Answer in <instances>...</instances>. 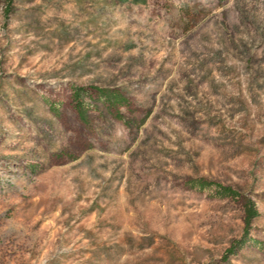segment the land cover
<instances>
[{
  "label": "rangeland",
  "instance_id": "rangeland-1",
  "mask_svg": "<svg viewBox=\"0 0 264 264\" xmlns=\"http://www.w3.org/2000/svg\"><path fill=\"white\" fill-rule=\"evenodd\" d=\"M0 264H264V0H0Z\"/></svg>",
  "mask_w": 264,
  "mask_h": 264
},
{
  "label": "trees",
  "instance_id": "trees-1",
  "mask_svg": "<svg viewBox=\"0 0 264 264\" xmlns=\"http://www.w3.org/2000/svg\"><path fill=\"white\" fill-rule=\"evenodd\" d=\"M84 91H85V88L75 89L74 90V99L76 101L79 100L80 95ZM98 92H100L106 98L109 106H113L114 104H118V103H123V101H124V100H122V98L120 97L119 94L114 93L113 91L98 90ZM76 103H77L78 109H80L78 101ZM188 185L190 186V188L198 189L200 191H204L206 189H211L214 191V197H217V198L218 197L224 198V197H228V196H232V197L240 196V194H238V192H236L232 187H230L228 185H223V184L214 182L212 180H209V179L203 178V177L189 179ZM256 214L257 213L253 209V207L248 205L246 208V212H245L246 226L249 223V221L251 220V218L254 217Z\"/></svg>",
  "mask_w": 264,
  "mask_h": 264
}]
</instances>
